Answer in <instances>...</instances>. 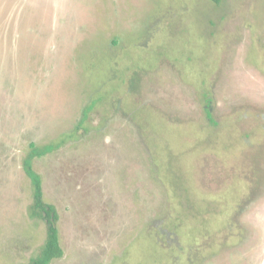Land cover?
Returning <instances> with one entry per match:
<instances>
[{"label": "rangeland", "instance_id": "374dc122", "mask_svg": "<svg viewBox=\"0 0 264 264\" xmlns=\"http://www.w3.org/2000/svg\"><path fill=\"white\" fill-rule=\"evenodd\" d=\"M243 102L264 108V0H0V264L46 239L32 144L54 146L52 264H264V110Z\"/></svg>", "mask_w": 264, "mask_h": 264}, {"label": "trees", "instance_id": "16d2710c", "mask_svg": "<svg viewBox=\"0 0 264 264\" xmlns=\"http://www.w3.org/2000/svg\"><path fill=\"white\" fill-rule=\"evenodd\" d=\"M222 1L223 0H212L216 5H220ZM208 112L209 111H207V113ZM210 116L211 114L209 112L208 117L210 118ZM53 150V145L43 147L32 144L23 161L24 171L31 181L33 190L31 216L37 220L44 221L47 230L46 239L40 253L32 258L29 264H52L55 260L61 259L64 256V249L60 243L58 229V210L55 205L50 204L46 200L42 177L35 169L34 165L37 159L45 157Z\"/></svg>", "mask_w": 264, "mask_h": 264}, {"label": "flooded vegetation", "instance_id": "af4514ba", "mask_svg": "<svg viewBox=\"0 0 264 264\" xmlns=\"http://www.w3.org/2000/svg\"><path fill=\"white\" fill-rule=\"evenodd\" d=\"M209 102V104H208ZM244 104H241V105H250V106H253L254 108L258 109V110H264V108H261L262 106L259 105V104H250L249 103H245L243 102ZM204 110L207 114V119L208 120H212L213 119V115H214V106L212 104V101L211 100H207V103L206 105L204 106ZM207 111L210 112L211 116L210 118L208 117V113ZM246 137V136H245ZM247 138V137H246ZM253 160H252V163L254 164V167L252 168V172L249 171V173H252L253 175H256L255 176V180L257 179V176L259 178V184H258V188L256 187L252 192H253V195H251V198L249 199V203L246 204L248 207L249 206H253V205H257V200H259L263 194L261 193V188H264V145L262 146V149L260 150V152H255L254 156L252 157ZM255 185L257 186V180L254 182ZM257 190L259 192V194H257ZM245 256V255H243ZM246 257V256H245Z\"/></svg>", "mask_w": 264, "mask_h": 264}]
</instances>
